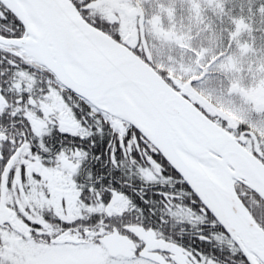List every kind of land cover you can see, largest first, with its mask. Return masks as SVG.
Returning <instances> with one entry per match:
<instances>
[{
    "label": "snow or ice",
    "instance_id": "snow-or-ice-1",
    "mask_svg": "<svg viewBox=\"0 0 264 264\" xmlns=\"http://www.w3.org/2000/svg\"><path fill=\"white\" fill-rule=\"evenodd\" d=\"M0 264H264V0H0Z\"/></svg>",
    "mask_w": 264,
    "mask_h": 264
}]
</instances>
